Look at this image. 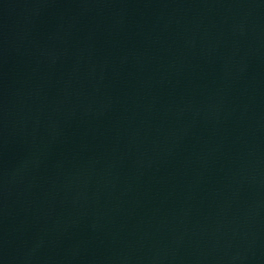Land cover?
Returning <instances> with one entry per match:
<instances>
[{"label": "water", "instance_id": "95a60500", "mask_svg": "<svg viewBox=\"0 0 264 264\" xmlns=\"http://www.w3.org/2000/svg\"><path fill=\"white\" fill-rule=\"evenodd\" d=\"M0 264H264V0H142L0 190Z\"/></svg>", "mask_w": 264, "mask_h": 264}]
</instances>
